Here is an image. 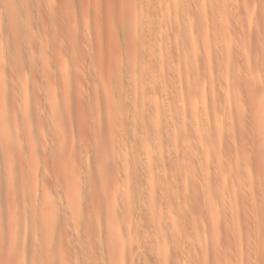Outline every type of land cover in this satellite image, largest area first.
Here are the masks:
<instances>
[{
    "label": "rangeland",
    "instance_id": "rangeland-1",
    "mask_svg": "<svg viewBox=\"0 0 264 264\" xmlns=\"http://www.w3.org/2000/svg\"><path fill=\"white\" fill-rule=\"evenodd\" d=\"M0 3V264H264V0Z\"/></svg>",
    "mask_w": 264,
    "mask_h": 264
},
{
    "label": "bare ground",
    "instance_id": "bare-ground-1",
    "mask_svg": "<svg viewBox=\"0 0 264 264\" xmlns=\"http://www.w3.org/2000/svg\"><path fill=\"white\" fill-rule=\"evenodd\" d=\"M2 3H4V2H2ZM0 4H1V3H0ZM5 5H6V4H5ZM0 6H1V5H0ZM2 6H3V5H2ZM9 6H10V5H8V7H9ZM0 8H1V7H0ZM7 9H8V8H7ZM0 11H1V10H0ZM6 13H7V11H6ZM0 14H1V13H0ZM8 15H9V14H8ZM3 19H4V18H3ZM2 22H3V21H2ZM0 25H1V23H0ZM8 25H10L9 22H8ZM9 27H10V26H9ZM3 29H5V28H3ZM8 29H9V28H8ZM6 32H7V31H6ZM229 48H230V47H229ZM221 52H222V51H221ZM238 52H239V51H238ZM223 53H224V52H223ZM230 54H231V53H230ZM230 56H231V55H230ZM220 59H222V58H220ZM224 62H225V61H224ZM226 62H227V61H226ZM231 62H232V61H231ZM229 64H230V63H229ZM232 64H233V63H232ZM228 66H229V65H228ZM229 87H230V86H229ZM68 99H69V98H68ZM68 101H69V100H68ZM137 106H138V105H137ZM140 106H141V105H140ZM140 108H141V107H140ZM138 109H139V108H138ZM68 115H69V114H68ZM68 115H67V116H68ZM138 115H140V114L138 113ZM166 116H167V115H166ZM168 116H169V115H168ZM225 119H226V118H225ZM221 121H222V120H221ZM224 123H225V122H224ZM229 123H230V122H229ZM229 123H228V124H229ZM138 124H139V123H138ZM226 124H227V123H226ZM224 125H225V124H224ZM224 125H223V126H224ZM233 125H234V124H233ZM139 126H140V125H139ZM230 128H231V127H230ZM230 128H229V129H230ZM232 129H233V128H232ZM209 130H210V129H209ZM229 132H231V131L229 130ZM229 132H228V133H229ZM206 134H207V132H206ZM213 136H214V135H213ZM206 137H207V135H206ZM207 140H208V138H207ZM209 140H210V139H209ZM209 140H208V141H209ZM175 141H176V140H175ZM205 141H206V140H205ZM214 141H215V140H214ZM202 147H203V146H202ZM204 147H205V146H204ZM195 148H196V147H195ZM197 148H198V147H197ZM194 150H195V149H194ZM195 152H196V151H195ZM198 152H199V151H198ZM210 152H211V151H210ZM210 154H211V153H210ZM196 156H197V155H196ZM208 156H209V155H208ZM210 157H211V156H210ZM212 157H213V156H212ZM212 157H211V158H212ZM212 159H213V158H212ZM207 161H208V160H207ZM205 162H206V161H205ZM66 193H67V192H66ZM63 195H64V193H63ZM60 204H61V203H60ZM63 208H64V207H63ZM65 209H66V208H65ZM66 212H67V211H66ZM67 214H68V212H67ZM35 221H36V220H35ZM83 221H84V220H83ZM11 223H12V222H11ZM30 223H31V222H30ZM34 223H35V222H34ZM37 224H38V223H37ZM82 224H83V223H82ZM25 225H26V224H25ZM32 225H34V224L32 223ZM87 225H88V224H87ZM84 226H85V225H84ZM27 227H28V226H27ZM35 227H36V226H35ZM37 227H38V226H37ZM39 228H40V227H38L37 231L39 230ZM83 228H84V227H83ZM12 229H13V228H12ZM18 229H19V228H18ZM23 229H24V227H23ZM40 229H41V228H40ZM20 230H21V229H20ZM82 230H83V229H82ZM87 230H88V229H87ZM104 230H105V229H104ZM35 231H36V229H35ZM39 231H40V230H39ZM99 231H100V230H99ZM28 232H29V230H28ZM30 232H32V231H30ZM108 232H109V230H108ZM36 233H37V232H36ZM38 233H39V232H38ZM82 233H83V232H82ZM98 234H99V233H98ZM100 234H101V233H100ZM21 235H22V234H21ZM70 235H71V234H70ZM104 235H105V234H104ZM124 235H125V234H124ZM26 236H27V235H26ZM29 236H31L30 233H29ZM38 236H40V235H38ZM38 236H36V239L38 238ZM89 236H90V235H89ZM122 236H123V235H122ZM16 237H17V236H16ZM24 237H25V236H24ZM86 237H87V235H86ZM92 237H94V236L92 235ZM110 237H111V236H110ZM124 237H125V236H124ZM69 238H70V237H69ZM73 238H74V237H73ZM100 238H101V237H100ZM108 238H109V237H108ZM122 238H123V237H122ZM39 239H40V238H39ZM124 239H125V238H124ZM19 240H20V239H19ZM97 240H98V238H97ZM31 241H32V240H31ZM66 241H67V240H66ZM71 241H72V239H71ZM112 241H113V240H112ZM16 242H17V241H16ZM20 242H21V241H20ZM104 242H105V241H104ZM107 242H108V241H107ZM110 242H111V241H110ZM110 242H109V243H110ZM72 243H73V242H72ZM76 243H77V242H76ZM95 243H96V242H95ZM98 243L100 244L99 241H98ZM114 243H115V242H114ZM126 243H127V242H126ZM30 244H31V243H30ZM68 244H69V243H68ZM70 244H71V242H70ZM89 244H90V243H89ZM91 244H92V243H91ZM99 244H98V245H99ZM101 244H102V243H101ZM123 244H124V246H125V243H124V242H123ZM20 245H21V244H20ZM41 245H42V244H41ZM77 245H78V244H77ZM103 245H104V244H103ZM105 245H106V244H105ZM111 245H112V244H111ZM68 246H69V245H68ZM70 246H71V245H70ZM23 247H24V246H23ZM29 247H30V246H29ZM99 247H100V246H99ZM108 247H110V246H108ZM112 247H113V246H112ZM32 248H33V247H32ZM41 248H42V247H41ZM73 248H74V246H73ZM115 248H116V247H115ZM121 248H122V247H121ZM38 249H39V247H38ZM69 249H71V248H69ZM100 249H101V248H100ZM31 250H32V249H31ZM39 251H40V250H39ZM106 251H107V250H106ZM124 251H125V249H124ZM20 252H21V251H20ZM100 252H101V250H100ZM111 253H112V252H111ZM127 253H128V252H127ZM163 253H164V252H163ZM30 254H31V253H30ZM34 255H36V254H34ZM32 256H33V254H32ZM116 256H118V255H116ZM168 256H169V255H168ZM76 257H77V256H76ZM110 257H111V256H110ZM29 258H31V257H29ZM125 258H126V257H125ZM82 260H83V259H82ZM101 260H103V259H101ZM108 260H109V259H108ZM23 261H24V260H23ZM106 261H107V260H106ZM123 261H124V260H123ZM28 262H29V261H28ZM30 262H31V261H30ZM30 262H29V263H30ZM102 262H103V261H102ZM108 262H109V261H108ZM108 262H107V263H108ZM29 263H28V264H29ZM86 263H87V262H86ZM12 264H13V263H12ZM32 264H33V263H32ZM89 264H90V263H89ZM101 264H102V263H101Z\"/></svg>",
    "mask_w": 264,
    "mask_h": 264
}]
</instances>
